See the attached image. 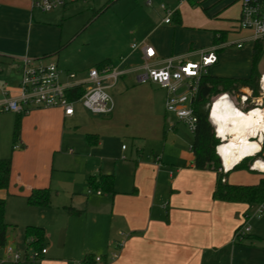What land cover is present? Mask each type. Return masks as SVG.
Here are the masks:
<instances>
[{"label":"crops","instance_id":"0c3cea01","mask_svg":"<svg viewBox=\"0 0 264 264\" xmlns=\"http://www.w3.org/2000/svg\"><path fill=\"white\" fill-rule=\"evenodd\" d=\"M140 1L144 0H132L130 9L138 16L131 28L132 39L112 54L89 55L92 64L88 67L64 57L71 36L61 26L36 21L34 0H0V63L15 67L19 74L16 83L6 81L0 87L10 97L16 95L25 56L56 63L61 82L68 85L70 73L82 81L91 69L139 68L142 52L132 51L133 44L144 42L154 48L153 63L160 67L171 57L197 62L199 52L216 45L214 40L223 34L228 46L219 51L220 61L223 50L249 36L246 32L242 38L233 36L240 0L233 3L237 13L231 28L214 30L211 44L198 47L192 42V33L188 40L180 38L190 26L184 20L194 10L191 0H166L170 6L164 10L161 5L158 12L149 9L150 0L146 7ZM170 11L171 22L166 23ZM218 64L210 68L211 74ZM109 93L115 109L107 116L91 115L83 107H74L72 116H65L59 108H33L22 117L15 114L13 131L20 122V134L14 141L12 132V141L21 148L12 154L9 188L0 190V200L8 207L9 203L17 206L19 213L18 219L9 222L5 208L7 246L18 251L17 240L22 239L26 250V228L39 227L44 229L42 247L47 251L38 261L19 264H80L85 255L100 257L96 264H235L236 245L242 244L234 240L235 233L251 207L214 199L218 174L196 169L192 145L187 147L179 134L181 123L165 111L166 91L139 84L137 72L130 71ZM3 99L0 95V101ZM124 141L131 143L129 151L124 145L120 148ZM0 159L8 156L0 154ZM102 176L113 178V193L92 186ZM43 189L51 194L49 207L45 211L29 207L28 197ZM70 210L78 214L71 215ZM43 216L45 222L39 221ZM245 242L252 246L261 243L264 249V240L256 236L248 235ZM2 251L0 264H13L6 248L0 254ZM113 253L118 259H110ZM255 260L264 264L262 256Z\"/></svg>","mask_w":264,"mask_h":264},{"label":"built area","instance_id":"2783aa9c","mask_svg":"<svg viewBox=\"0 0 264 264\" xmlns=\"http://www.w3.org/2000/svg\"><path fill=\"white\" fill-rule=\"evenodd\" d=\"M76 1L34 0L33 6L35 9L47 13L56 9H62ZM162 9L166 10L165 6H162ZM171 16L172 12L170 11L165 20L166 23L171 22ZM237 31L249 34L245 39L232 43L238 49L243 48L250 41L254 43L264 41V0H240ZM226 46L228 45L222 43L201 50L197 62L188 61L184 57H171L163 60L162 65L157 67L153 63L156 58L154 48L144 42L133 44L131 46L132 51L140 50L142 52L143 63L139 68L131 70L121 67H104L101 70L91 69L86 79L82 81H77V75L70 73L68 74V78L71 83L68 85H64L61 82V71L56 63H45L42 60L25 56L21 59V79L16 95L10 97L8 91L0 87V95L4 97L0 101V113L18 115L27 114L33 108H59L64 111L65 116H72L75 105L81 104L91 115L107 116L112 114L115 109L114 99L109 90L118 83L122 76L127 75L130 71H134L137 72L139 84L156 85L166 91L165 111L173 115L178 123L183 124L194 133L197 116L194 112L193 102L198 94L201 78L208 73L211 67L219 62V51ZM76 88H81L84 93L78 99H71L70 96ZM222 98H227L233 106H236L229 94L220 96L208 105V118L214 127L215 137L220 141V145L224 141L219 138L217 133L218 128H216V123L211 118V110L215 102ZM238 99L241 108L237 109L248 114L259 110L264 116V73L260 75L258 81V95L253 96V91L250 89H242ZM247 104L251 105L252 108L245 111L244 108ZM249 139L259 141L262 146L264 144V133L260 132L259 136H250ZM220 145L216 148V154L221 161V171L226 174L228 173V169L224 167L223 159L220 157ZM14 148L18 150L21 148V145L17 143ZM257 155L248 158L256 157ZM255 164L250 167V170L263 173L254 169ZM263 217L264 203L251 207V210L244 214V223L235 234L234 240L236 242H243L251 232L249 221L252 219L259 220ZM122 245L123 243L118 244L119 247H122ZM29 250L31 249H26L22 255L20 251H15L13 248L6 246L8 259L13 264H19L22 261H38L47 252L45 249L40 252L34 250L29 252ZM118 257L117 253L110 255L111 260H116ZM101 260L100 257L96 258V262H100Z\"/></svg>","mask_w":264,"mask_h":264},{"label":"rangeland","instance_id":"374dc122","mask_svg":"<svg viewBox=\"0 0 264 264\" xmlns=\"http://www.w3.org/2000/svg\"><path fill=\"white\" fill-rule=\"evenodd\" d=\"M108 1L109 0H77L76 5L66 10L56 9L48 13H42L36 10L35 20L41 23L46 22L61 26L68 36L72 38V42L66 49L67 51L63 54L64 57H70L73 63L83 62L85 65L89 64V67L92 64L88 59L89 55L112 54L132 39L131 28L136 24L135 20L138 17L136 12H130L132 0H118L113 4H109ZM146 1L148 0H144L142 3L140 1V5L146 7ZM150 1L152 2V6L148 8L157 12L161 5H164L166 8L170 6L166 0ZM178 1L179 0H176V2ZM234 1L235 0H191L194 10L188 13L184 20V23L186 22V24L190 26L183 29L184 32L180 38L188 40L192 33V42L195 47L211 44L213 37L212 32L214 30L231 28L230 23H232L237 13V7L233 5ZM230 4L233 5L231 9H229ZM117 10H119L121 14L118 13ZM101 13L103 14L101 15ZM245 35L246 33L237 31L233 36L238 39ZM262 42L264 46V41ZM253 47L254 42L250 41L246 43L242 49L230 47L223 50L220 55L219 64L212 70V74L218 77L249 78L252 73ZM256 70L260 75L264 73V54ZM1 71L4 73L0 75V83L7 81L12 84L19 80V74L15 67H6L0 63V72ZM75 109L82 110V105L76 104ZM82 113L86 115L84 111ZM2 114L3 115L0 116V154L8 156V158L11 159L12 154L16 151L15 148L13 149L14 146L12 141L15 114ZM178 125L180 137L187 147L191 146L193 140L192 131L183 124ZM123 145L125 146L124 148H128V151L132 148L129 141L122 142V144L119 145L120 148ZM255 162L250 163V167L253 166ZM261 178L262 175H260V173L248 169H232L226 176L229 184L235 185H253L259 182ZM27 205H29L28 202ZM29 207L45 211V207L31 205H29ZM6 214V219L9 222L19 218L17 206L11 207L10 203L9 207L6 205ZM39 221L45 222V216L41 217ZM249 226L251 228L250 236H256L264 240V217L259 220L252 219L249 221ZM12 232L13 231H9V234H17L16 232ZM17 242L16 248H18V251L23 255L25 251L24 240L19 239ZM244 242L245 240L242 244L236 245L238 252L236 254L235 264H258L259 261L257 263L255 259L256 256L264 257V249L261 248L263 244L256 242L257 244L252 246L250 242ZM31 251L32 250H29V252ZM2 254L3 251L0 255Z\"/></svg>","mask_w":264,"mask_h":264},{"label":"trees","instance_id":"16d2710c","mask_svg":"<svg viewBox=\"0 0 264 264\" xmlns=\"http://www.w3.org/2000/svg\"><path fill=\"white\" fill-rule=\"evenodd\" d=\"M118 0H109V4H113ZM225 40L222 34L218 39L214 40V44L223 43ZM264 54V46L262 41L254 43L252 50V73L247 79L218 77L211 74L210 70L205 74L200 81L198 94L193 102L194 112L197 116L196 129L193 133L192 153L194 157V165L198 170H210L218 174L216 189L213 194L215 200L229 203H243L250 207L264 203V174L256 185H232L225 181L228 173L224 174L221 171V161L216 154V148L220 145V141L215 137L214 127L208 118V105L217 100L224 94H229L237 107H241L238 97L241 95L242 89H250L253 91V96L258 95V81L260 78L259 72L256 70L259 61ZM104 68V67H102ZM84 91L81 88H76L71 99H78ZM252 108L247 104L244 108L248 111ZM25 114H18L22 117ZM20 134V122H17L14 127V141L18 140ZM89 139V138H88ZM91 142V141H89ZM264 153V145L259 155L252 158H247L240 164L235 166V169L250 170V163L255 162ZM12 172L11 159H0V190L9 188ZM92 186L100 188L104 192L113 193V178L110 176H102L96 182H91ZM49 190H35L28 197V204L37 207H49L50 205ZM5 200H0V251L7 246V232L9 225L5 221ZM71 215H77L76 211L70 210ZM240 228L236 231V233ZM235 233V234H236ZM44 229L39 227H27L25 231L26 249L34 251H42V243L44 241ZM246 239V238H245ZM242 243V242H239ZM96 257L93 255H85L80 264H96Z\"/></svg>","mask_w":264,"mask_h":264},{"label":"bare ground","instance_id":"6f19581e","mask_svg":"<svg viewBox=\"0 0 264 264\" xmlns=\"http://www.w3.org/2000/svg\"><path fill=\"white\" fill-rule=\"evenodd\" d=\"M212 119L218 128L219 138L223 139L219 154L228 170L244 159L257 155L261 149L258 142L249 139L264 133V116L259 110L244 113L235 108L227 98L215 102ZM254 169L264 173V162L256 161Z\"/></svg>","mask_w":264,"mask_h":264},{"label":"water","instance_id":"95a60500","mask_svg":"<svg viewBox=\"0 0 264 264\" xmlns=\"http://www.w3.org/2000/svg\"><path fill=\"white\" fill-rule=\"evenodd\" d=\"M208 112H209V109H208Z\"/></svg>","mask_w":264,"mask_h":264}]
</instances>
